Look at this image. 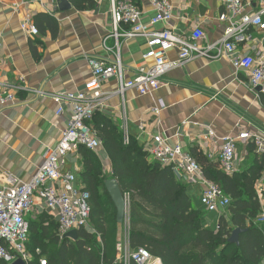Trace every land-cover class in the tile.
<instances>
[{
	"label": "crops",
	"instance_id": "obj_1",
	"mask_svg": "<svg viewBox=\"0 0 264 264\" xmlns=\"http://www.w3.org/2000/svg\"><path fill=\"white\" fill-rule=\"evenodd\" d=\"M15 1L0 0V41L4 44L0 51V82L17 97L8 105L0 104V173L11 172L27 182L43 164L47 151L57 146L67 125L68 114H56L58 104L53 96L82 90L93 78L90 59L114 62L116 54L105 44L114 46L115 38L110 36L111 0H97L95 8L86 11L74 6L61 10L57 0H26L17 10ZM132 1L142 11V21L151 32L171 28L188 36L201 28L211 42L224 35L227 24L219 20L224 11L222 0H169L173 5L172 21L154 26L149 24L156 13L151 0ZM39 13L57 18L56 35L50 30H40L38 36L30 37L22 31L25 16L31 15L36 23ZM263 38V33L252 29L239 49L258 57L264 53ZM146 51L145 36L121 39L120 57L126 77L153 63L144 57ZM177 55L178 51L173 50L169 58L175 59ZM117 87L116 78L101 83L105 93ZM99 112L120 126L124 138H132L140 145L150 144L153 136L160 134L171 144H181L185 151L196 150V154L216 161L223 135H237L247 129L264 137L261 94L249 86V73L236 70L228 57L193 58L169 70L153 93L140 95L130 89L124 98L105 96ZM209 130L214 134L210 135ZM94 152L101 159L104 174L111 176L113 165L106 151ZM246 155V144L239 141V170L250 165ZM62 170L76 173L80 180L81 153L69 154ZM187 187L194 205H201L202 186L188 183ZM222 215L229 216L227 211H219L210 222L215 223Z\"/></svg>",
	"mask_w": 264,
	"mask_h": 264
},
{
	"label": "built area",
	"instance_id": "obj_2",
	"mask_svg": "<svg viewBox=\"0 0 264 264\" xmlns=\"http://www.w3.org/2000/svg\"><path fill=\"white\" fill-rule=\"evenodd\" d=\"M224 11L219 20L226 22L224 35L217 41H208L204 30L197 28L188 36L174 32L171 28L149 31V25L142 21V11L132 0H111L113 30L111 37L115 45L105 47L116 54L114 62L107 63L90 59L93 78L86 82L82 90L65 92L53 96L58 104L56 114H68L67 125L55 148L49 149L43 164L35 176L27 182L11 172L0 173V258L8 264L23 259L27 264L31 254L27 250L30 235L29 218L43 212L49 213L58 222L59 235L63 239L71 230L82 228L94 231L90 225V195L84 191L76 173L64 172L65 158L86 146L93 151L104 150L102 140L87 121L103 106L105 96L120 95L135 89L140 95L155 92L162 85V77L175 68L185 65L193 58H230L236 70L249 73V86L258 93H264V53L258 57L242 52L239 45L248 40L251 30L264 34V0H222ZM26 0H16L14 6L19 10ZM156 13L149 24L170 23L173 18V5L169 0H151ZM22 31L30 36H38L39 28L31 15L21 22ZM145 36L147 38L146 59L152 64L140 67L133 76L126 77L120 57L121 39ZM264 42V38H263ZM0 41V51L3 48ZM178 51L175 59L169 53ZM116 78L118 87L111 93L101 90L104 80ZM17 99L16 93L0 82V104L8 105ZM213 135V130H209ZM125 142L130 138L125 137ZM246 145L252 141L259 153H264V137L253 135L249 130H241L237 135L226 134L221 137L219 161L228 173L239 171L237 144ZM150 157L162 165L173 168L177 177L202 186L201 201L209 212L227 211L231 198L223 189L207 179L199 162L179 143L171 144L162 135L153 136L150 144L144 145ZM264 175L258 183L262 197ZM127 201L128 198L126 197ZM129 204V201H128ZM130 209L128 207L123 238L118 243L119 260L124 264H163L146 248L133 249L129 243ZM264 222V211L260 218ZM39 252V250H38ZM39 264H47L46 257Z\"/></svg>",
	"mask_w": 264,
	"mask_h": 264
},
{
	"label": "trees",
	"instance_id": "obj_3",
	"mask_svg": "<svg viewBox=\"0 0 264 264\" xmlns=\"http://www.w3.org/2000/svg\"><path fill=\"white\" fill-rule=\"evenodd\" d=\"M69 1L80 11L97 5V0ZM35 20L39 31L57 34L59 23L53 14L39 13ZM261 98L264 103V93ZM87 124L102 140L113 165L111 176L105 175L99 156L86 146L79 147L83 157L80 181L90 195V225L94 231L82 228L78 239H62L58 222L49 213L30 217L29 264H39L42 257L47 264H124L118 250L123 233L105 186L111 178L118 180L129 201L131 248H146L163 264H264V222L260 221L264 186L262 197L258 192V182L264 175V153L258 152L254 142L246 145L248 168L233 173L226 172L219 160L191 151L207 179L231 198L229 216H219L211 223L217 212H209L201 198V205H194L188 182L178 178L171 166L152 159L136 140L125 142L120 126L99 111ZM236 229L242 230L238 242L231 240ZM0 264L8 263L0 258Z\"/></svg>",
	"mask_w": 264,
	"mask_h": 264
},
{
	"label": "water",
	"instance_id": "obj_4",
	"mask_svg": "<svg viewBox=\"0 0 264 264\" xmlns=\"http://www.w3.org/2000/svg\"><path fill=\"white\" fill-rule=\"evenodd\" d=\"M59 2V8L61 10L71 9L72 4L69 0H57ZM106 189L109 192L112 201L117 210V222L123 224L125 222L126 213L129 207L128 201L120 187V184L117 179L111 178L108 179L105 183ZM242 230L236 229L233 232L231 240L238 242L239 234ZM79 230H71L65 234V238L78 239ZM12 264H27L23 259H18Z\"/></svg>",
	"mask_w": 264,
	"mask_h": 264
},
{
	"label": "rangeland",
	"instance_id": "obj_5",
	"mask_svg": "<svg viewBox=\"0 0 264 264\" xmlns=\"http://www.w3.org/2000/svg\"><path fill=\"white\" fill-rule=\"evenodd\" d=\"M120 226H121L122 233H124V230H125V224H120Z\"/></svg>",
	"mask_w": 264,
	"mask_h": 264
}]
</instances>
